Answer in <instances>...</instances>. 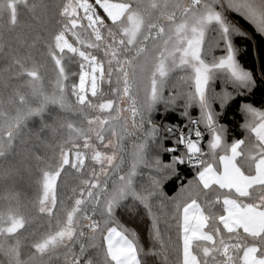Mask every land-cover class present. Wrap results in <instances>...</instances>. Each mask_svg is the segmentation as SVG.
<instances>
[{"label":"trees","instance_id":"trees-1","mask_svg":"<svg viewBox=\"0 0 264 264\" xmlns=\"http://www.w3.org/2000/svg\"><path fill=\"white\" fill-rule=\"evenodd\" d=\"M70 0H27L18 5L15 21H11L10 12L0 11V211L16 209L27 221L23 228L7 239L11 242L16 238L19 243V256L11 258L8 253L0 252V264H64L69 255L79 258L71 264H104V249L101 245L99 232L93 236L86 217L102 221L100 212H94L93 205L86 201L79 205L78 222L73 237L69 241L50 246L44 251L38 250L40 241L59 231L65 223L67 214L73 209L75 200L86 189L84 181H91L92 164L97 171V162L89 157L85 151L83 139L74 140L70 137L71 131L87 126V119L101 114L99 105L114 97V83L101 81L99 90L89 95L85 101H80L74 93L79 78L83 59L77 51L63 50L62 56L73 58L74 64L69 71V82L66 88V98H54L52 90L34 94L29 84L30 71L37 69L43 74V64L47 62L55 69L52 52H57L55 40L57 35L64 33L68 39L71 34L66 30L67 18L65 8ZM132 10L139 8L144 0H125ZM230 18L237 24L238 31L231 35V42L236 53L239 65L250 80L243 85L225 69L218 68L215 75L209 80L207 91L211 93V104L217 121L223 143L231 145L234 141L244 139L248 133L245 125L251 119L247 113V105L255 109L264 110V35L245 17L234 11H229ZM100 13L103 15L102 10ZM129 13V9H128ZM128 15V14H127ZM126 15V16H127ZM123 18V20L126 18ZM122 20V21H123ZM102 24L103 32L106 24L116 25L105 20ZM121 21V22H122ZM146 49L142 48L141 52ZM223 49V48H222ZM215 54H223L217 49ZM105 50H94L92 56L107 67ZM134 55V54H133ZM45 71V70H44ZM187 82L190 81V72L183 71ZM186 82V83H187ZM169 79L165 81L160 100L149 113L150 119L157 126L158 134L152 140L155 156L167 162L173 153L166 148L176 146L175 141L180 135L183 126H188L192 118L197 116V106L189 105V114H182L184 104L172 103L170 96L176 94V87H171ZM181 88V87H180ZM45 90V89H44ZM181 89H177L180 92ZM208 95V94H207ZM210 96V94H209ZM185 97V96H184ZM174 100V98L172 99ZM147 119V118H146ZM201 120V119H200ZM70 125V126H69ZM203 141L202 148L208 151L210 131L201 121ZM121 129L119 128V131ZM132 134L134 132L132 131ZM140 135L128 134V140L136 141ZM125 133L122 138L124 164L128 160L129 144ZM135 136V137H134ZM2 148V149H1ZM70 153H84V164L76 168L69 165L61 166L60 158L63 150ZM178 150H182V146ZM61 167L56 185L57 200L51 212L38 210V200L41 191V178L45 171H55ZM195 169L188 164L178 165L176 172L166 178L162 190L166 196H175L180 188L193 178ZM147 169L142 168L136 177L135 187L139 189L147 183ZM106 181L107 187H112L116 173L109 170L107 176L100 177ZM102 198V194H101ZM77 208V207H76ZM217 205L215 211H221ZM167 206L158 208V215L162 217L163 228L165 218L171 221ZM116 222L135 236L139 249L141 264H164L162 256L157 252L160 248L152 234L151 219L146 208L131 197L121 201L113 211ZM175 224V221H171ZM91 232V233H90ZM166 236L176 238L173 228ZM243 235V234H241ZM11 245V244H10ZM202 242L197 241L194 252L198 253ZM78 248V250H77ZM233 256L235 252L231 253ZM178 249L168 252V264H177ZM224 257L217 254L216 260Z\"/></svg>","mask_w":264,"mask_h":264},{"label":"snow or ice","instance_id":"snow-or-ice-1","mask_svg":"<svg viewBox=\"0 0 264 264\" xmlns=\"http://www.w3.org/2000/svg\"><path fill=\"white\" fill-rule=\"evenodd\" d=\"M101 9L97 18L96 12L89 6L86 12L90 24L93 26L96 40L103 41V34L99 25L105 20L118 23L119 12H106L102 0H98L97 9ZM98 11V10H97ZM78 9H74L75 16ZM129 21L131 26L125 29L130 37L136 34L140 20L135 10L129 6ZM219 13L209 12L201 24L220 22ZM71 24H76L72 19ZM226 32L227 29H224ZM203 28H193L192 35L186 41L182 63H187L191 69L189 92L203 104L210 73L213 68H228L238 79L244 75L236 70L231 47L226 57L221 58L218 64L210 65L201 56L203 47ZM132 40L129 39V43ZM115 43V41H114ZM123 43V41H120ZM98 47L99 45H88ZM56 47L69 48L71 45L63 40V34L56 37ZM108 48H111L109 45ZM75 51V50H73ZM82 59L88 60L90 72H81L79 88H85V79L91 77L95 86L97 73L103 77V65L97 64L95 56L89 57L84 51H79ZM106 55H115V50L106 49ZM157 96L153 89L151 99L146 98L140 111V121L134 122V129H140V135L128 151V160L124 164V157L117 156V151H124L122 142L114 145L112 153L95 151L92 159L101 165L98 173L93 174L91 181H84L87 186L75 200L80 205L85 197L93 205L94 212L99 210L102 221L86 217L89 220V229L93 236L100 234L101 245L104 249V264H140L139 249L133 233H129L115 220L113 211L116 206L128 197L134 202L141 203L147 210L151 219V230L154 239L159 242L158 255L168 264L170 249H178L177 264H264V111L254 112L252 118L245 125L248 133L244 139L236 140L231 145H225L222 136L215 129L213 117L205 108L203 120L209 129H212L211 139L205 152L202 148L203 133L200 130L201 120L190 121L192 130L187 134L181 133L173 147L165 151L173 153L170 160L165 162L159 156H149L147 146L158 134L157 126L150 119L149 113ZM83 99V97H81ZM147 115V119L145 118ZM194 137V138H193ZM101 141L104 140L100 136ZM182 146V150H178ZM105 147H108L105 144ZM86 157L82 153L73 154L71 167L83 165ZM70 161L67 154L62 157V164L67 166ZM107 165L105 167L104 165ZM188 164L195 169V174L180 191L168 197L162 190L166 178L176 172L178 165ZM147 169V183L139 189L135 187L136 177L140 170ZM114 171L116 178L109 189L101 176H107L108 171ZM57 175L43 173V197L41 209L44 210L49 199L55 200V186ZM102 194V198H101ZM217 205L222 209L215 211ZM167 206L170 220H164L158 215V208ZM253 225H257L253 227ZM20 226L16 221L8 227L9 233L15 232ZM173 228L176 238L173 239L165 233ZM243 234V235H241ZM59 237H71V231H61ZM53 237L39 245L43 250L49 243L55 241ZM197 241L202 242L200 251L193 252ZM235 252L233 256L231 253ZM224 257L217 261L216 255ZM92 264V261L86 262Z\"/></svg>","mask_w":264,"mask_h":264},{"label":"rangeland","instance_id":"rangeland-1","mask_svg":"<svg viewBox=\"0 0 264 264\" xmlns=\"http://www.w3.org/2000/svg\"><path fill=\"white\" fill-rule=\"evenodd\" d=\"M26 1L27 0H0V11L5 14H7V11L8 13L10 12L11 15L9 17H11V21L13 22L16 19L18 5ZM97 2L98 0H70L68 2L65 8V14L68 16L66 30L71 34L70 38L73 39L77 46H74V43L68 39L66 34L61 33L63 34V40H66L71 45V49L57 48L55 40L57 52H52V58L55 61V69L45 62L42 66L43 74L37 69H32L30 71L31 79L29 84L34 94L39 95L43 91L49 92L52 90V92H54L55 90V93H52L55 96L54 98L62 100V98H66L65 93L70 78L69 71L74 65L72 63L73 58L69 56L64 58V56H62L63 50H75L77 53H79V51H84L89 57L92 56L94 50H115L114 56L105 55L104 57V60L107 62V67L104 68L103 66V77L101 78L100 74L97 73L95 86H93L91 77H88L85 79V88L83 90L79 88L81 83V72L82 70L90 72V65L88 60L83 59L82 61L79 78L74 89V93L77 94L79 100L85 101L89 95L95 94L101 86V81H109L112 85L114 83L113 91L115 95L112 99L99 105L98 109L101 114L88 118L87 126L84 128L78 127L74 132L71 131L70 137L75 139L74 144L77 142L76 144L78 145L79 142L77 140L82 138L83 142L85 141L83 147L91 159L95 151L112 153L114 151V145L119 143L118 139L122 138L124 133L126 135L125 137H127V143H130L129 147H131L135 141L128 140V134L132 136L140 131L138 127L135 129L133 127L134 122L138 124L140 121L139 110L143 106L146 98L151 99L153 89H156L159 98L156 99L152 107L158 103L163 93L165 81L168 79L171 83L170 85H172L171 87H176V94L173 97L170 96L172 99L174 98V100L171 99L170 101L172 103H179L180 105L184 104V100L187 101L185 106L182 105L184 107L182 114H189L188 109H190V104L191 106L196 105L198 108L197 116H199L203 125L207 127L206 122L203 120V114L206 108L213 117L215 129L218 130L216 128L217 121L211 104V93H208L206 90L204 102L201 104L200 100L193 97L189 92V81L187 82L186 75L183 74V71L187 70L191 72V69L187 63L181 62V57L186 47V41L192 35L193 28L199 29L202 27L204 30V37L201 56L202 59L210 65L218 64L221 58L227 56L228 49L231 47L236 70L242 73L245 78L238 79L236 76H232L234 80H238L242 86L246 85V82L250 80V75L244 72L236 58V53L231 42V35L238 31V26L230 18L229 11L239 13L248 19L257 30L264 35V0H144L139 8L135 9L140 23L136 28L134 37H130L125 33V29L131 26L129 21L130 13H128L129 3L125 0H102L103 4L106 6V12H119L118 22H120L116 25L106 24L103 32L101 31L102 24L99 25V29L103 34V41L96 40L93 26L87 18L90 13L86 12V9L90 6L92 11L96 12L97 18H100V9H97ZM74 9H78V13H76L75 16L72 15ZM209 12L219 13L221 17L220 22L201 24L203 17ZM125 16L126 18L123 20ZM72 19H76L77 22L75 25L71 24L70 21ZM105 22L106 21H104L103 24H105ZM224 29H227V31L225 32ZM129 39L132 40L131 43H129ZM120 41H123V43H120ZM90 44L99 46L90 47L88 46ZM109 45L111 48H108ZM217 46L219 50H223V54H215L214 51L217 49ZM145 47L146 49L141 52L142 48ZM96 62L98 65L102 64V62L98 61V58ZM217 69L218 68H213L210 73V79L215 75ZM223 69L227 70L226 68ZM177 89H181L180 92H178ZM81 97H83V99H81ZM246 108L250 118H252L254 112L264 111L255 109L249 105H247ZM147 115L148 114H145V118H147ZM119 128L121 129L120 131ZM209 130H211V139L212 129ZM132 131L134 134H132ZM100 136L104 137L103 141L99 139ZM76 144L75 146H77ZM105 144H107L108 147H105ZM154 149L153 144H148L147 154L149 156H155L154 151L156 149ZM75 153L78 152H74L73 154ZM64 154L68 155L70 163L73 159V154L70 153L68 149L63 150L60 158L61 166H63L62 157ZM116 155L119 157L120 151H117ZM93 162L96 161L93 160ZM96 166L97 171L94 172L95 167L94 164H92L90 176H93L94 173H98L101 165L97 163ZM104 166L107 167L106 163ZM60 169L61 167L59 166L55 171L45 172L57 175L58 177ZM42 182L43 176L41 178L38 210L51 212L57 200V187L55 186V200L53 201L50 198L45 209L42 210ZM86 198L87 197L83 199L81 204L86 201ZM77 210H79V205L74 206L73 209L70 210L67 214L65 223L58 232L40 241L39 245L43 244L45 241L51 240L53 237L56 238L53 243H49L43 250H41L38 245V250L40 252L48 249L54 244L69 241L73 237L76 229V226L74 227L73 224L75 218H77L78 222ZM16 221H19L20 226L15 232L9 233L7 231L8 227ZM26 221L27 219H25L19 211L17 212L16 209L12 208L7 212L0 211V252L8 253L7 255L12 259L19 256L20 245L16 241V238L12 239L11 242L7 238L23 228ZM84 221L85 224H89L87 218H85ZM255 226L257 225H253V227ZM65 230L71 231L72 236L59 237L58 234ZM76 253L79 254V258H75L70 254L68 258L64 259L66 260L64 264L80 261L83 256V250Z\"/></svg>","mask_w":264,"mask_h":264},{"label":"built area","instance_id":"built-area-1","mask_svg":"<svg viewBox=\"0 0 264 264\" xmlns=\"http://www.w3.org/2000/svg\"><path fill=\"white\" fill-rule=\"evenodd\" d=\"M193 119H198V118L194 117L191 120H193ZM191 130H192V124L190 123L188 126H183L181 128L180 134L183 133V134L187 135ZM200 130L202 131V127H200Z\"/></svg>","mask_w":264,"mask_h":264},{"label":"crops","instance_id":"crops-1","mask_svg":"<svg viewBox=\"0 0 264 264\" xmlns=\"http://www.w3.org/2000/svg\"><path fill=\"white\" fill-rule=\"evenodd\" d=\"M226 69H227V71H229V72L231 73V75H233L232 72H231L228 68H226ZM233 76H234V75H233Z\"/></svg>","mask_w":264,"mask_h":264}]
</instances>
